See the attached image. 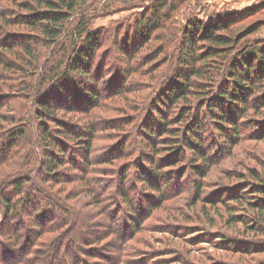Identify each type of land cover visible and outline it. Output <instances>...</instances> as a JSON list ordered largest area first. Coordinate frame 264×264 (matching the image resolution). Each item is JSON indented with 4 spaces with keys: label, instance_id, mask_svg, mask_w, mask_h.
I'll list each match as a JSON object with an SVG mask.
<instances>
[{
    "label": "rangeland",
    "instance_id": "374dc122",
    "mask_svg": "<svg viewBox=\"0 0 264 264\" xmlns=\"http://www.w3.org/2000/svg\"><path fill=\"white\" fill-rule=\"evenodd\" d=\"M161 1L91 0L73 18L71 25L77 17H84L85 23L102 40L95 47L96 64H99L101 74L97 81L103 76L95 86L100 100L96 105H89L95 107L83 108L80 98L84 97L77 91H73L74 96L68 99L72 91L61 90L58 84L43 85L44 81L39 79L43 77L39 76L42 71L36 73L28 67L17 66V73H5L7 89L0 92V148L10 146L8 138L16 132H22L24 138L15 147L14 161L0 168V187L4 189L8 184L5 188L8 190L18 181L30 179L33 183L27 191L46 198L37 205L42 217L38 218L42 223L38 230L43 235L38 243H34L27 261L22 264H264V255L241 253L240 248L223 245L222 241L226 239L217 238L227 235L238 237V240H251L253 227L244 232L240 223L250 219L247 213L242 212L243 206L232 204L228 209L219 204L213 211L210 204L204 203L207 199L218 201L224 191L227 194L232 189L228 184L242 183L241 175L249 174V169H261L258 163L264 162V140L245 139L240 145L230 146L228 156L217 164H211L210 171L206 173L210 164L207 162L205 165L203 160L195 162L190 168L189 159L194 155L189 152L190 156L184 163L181 161L172 167L152 164L148 159L152 154L151 148L146 147L152 141L144 133L153 119L169 122L170 127L178 131L182 143L186 127L191 123L190 120L186 126V123L173 121L180 114L178 106L171 108L168 121L154 111L164 84L172 82L177 65L174 58L179 56L187 25L197 20L210 23L222 15L231 20L245 15L246 20L223 34L243 37L242 30L260 22L262 27L258 33L264 37V9L248 13L264 0H163L167 3L163 19L158 27L150 29V37H153L140 49L136 32L139 19ZM6 5L2 3L1 7ZM6 26H0V32L8 30L19 36L18 32L28 31L23 27ZM0 46V51L5 50L3 45ZM43 46L33 51L39 58V69L47 61L56 60L61 55V51L54 53ZM15 52L24 56L21 48ZM37 82L40 88L36 87L34 91ZM24 86L32 88L24 89ZM52 93L60 99L54 102L60 109H51L55 120L78 130V133L92 129L94 134L92 165L88 167L81 163L78 167H71L73 161L65 155L63 158L67 165L59 174L58 182L61 180V183L50 176L51 181L44 179L45 172L41 174L40 170V160L46 150L48 153L52 149L41 135L43 126L38 102L41 95ZM70 108L77 111L70 112ZM192 115L194 117V113ZM47 125L55 132V122ZM208 129L214 130L211 126ZM154 130L157 132L154 137L168 139L164 132L158 133L157 128ZM250 131L258 136L255 131ZM84 137L89 138L87 135ZM60 139L62 145L77 146L76 142ZM166 154L157 156L158 163L163 164L168 159L170 155ZM215 155L216 152L211 157ZM202 165L208 167L203 173L207 175L205 178L201 175L194 177V180L203 179L206 185L201 193L203 199H200L197 198L199 195L194 183L188 178L191 172L196 171L195 168ZM144 169L153 173L151 179L156 173H169L174 176L173 182L162 191H155L151 180L143 181L140 172ZM75 173L77 176L73 177ZM78 177H84L83 181L75 182ZM123 177L124 186L129 191V203L121 198ZM15 192H9L12 194L8 193V199L16 200ZM151 198H155L157 203L148 208ZM235 217L239 219L236 220L239 223L236 227L232 226L234 223H229ZM136 218L138 224L134 221ZM33 223V208H21L13 217L8 214L0 197V264L14 261L11 258L7 259L8 263L4 262L6 255L15 254L11 251H16L17 245L10 239L17 238V227L23 233L27 229L32 232ZM7 250L9 253H6Z\"/></svg>",
    "mask_w": 264,
    "mask_h": 264
},
{
    "label": "trees",
    "instance_id": "16d2710c",
    "mask_svg": "<svg viewBox=\"0 0 264 264\" xmlns=\"http://www.w3.org/2000/svg\"><path fill=\"white\" fill-rule=\"evenodd\" d=\"M89 1L91 0H0V22L7 25L6 27H23L28 30L27 32H18L19 36H15L8 30L0 32V36H2L0 45H3L5 49L0 51V67L3 68L0 70L1 93L7 89L4 80L5 73L12 75L10 73L18 72L17 66H23L36 73L42 71V75L39 76L43 77L39 79L44 81L43 85L58 84L57 86L61 90L65 88L68 92L72 91L69 92L68 99H72L74 96L73 91L81 93V97L84 99L80 98V105L83 108L95 107L94 105L100 100L95 86L103 79L102 76L99 82L97 81L101 74L98 70L99 64H96L95 47L102 40L98 39L96 31L85 23L84 17H77V21L71 25L73 18ZM2 3L8 5L1 7ZM166 5L167 3L165 4L162 0L151 12H145L144 16L139 19L136 32L138 40L140 39V49L148 40L152 39L153 35L150 37L151 34H149L150 29H155L161 23L163 10L167 8ZM261 9H264V3L248 10V13L254 14ZM246 19L245 15L232 20L228 16L222 15L210 23L205 24L197 20L187 25L182 37L179 56L177 59L174 58L177 65L172 82L168 85L164 84V90L156 100L154 111L161 115L162 119L168 121L171 108L178 106L180 114H177L178 117H175L173 121L186 123V126L190 120L191 123L186 127L181 143L178 131L172 129L169 122L151 120L150 126L144 133L152 141L146 146L151 148L152 154H149L148 159L152 164L161 167L171 165L165 167H172L178 162L183 161L184 163L190 156L187 154L189 152L194 155L189 159L190 168L195 162L203 160L205 165L207 162L210 164L209 168L207 167V173L213 164H217L228 156L230 146L240 145L245 139L264 140V37L258 33L262 25L260 22H256L248 26L242 30L243 33L241 32L243 37L223 34L224 31ZM3 25L0 23L1 27ZM22 33L28 35L23 36ZM255 34L257 36H253ZM40 45L53 50L54 53L61 51L58 59L47 61L41 69L38 64L39 58L34 53L38 51L36 47H40ZM18 48L23 50L24 56L15 52ZM104 82L105 80H103ZM39 85V82L35 84L34 91L36 87L40 88ZM28 88H32V86H24V89ZM56 101H60V99L55 93H52L41 95L38 102V108H40L38 112L43 126L41 135L45 143L52 149L48 153L46 150V154L40 160V170L41 174L45 172L43 173L44 179L52 177L55 182L61 183V180L58 182L59 174L62 173V168L67 165L66 159L63 157L65 155L71 157L70 160L73 161L71 167L81 165V163L87 164L89 167L93 163H90V160L94 156L92 153L95 146L93 145L92 129H85L84 132L78 133V130L61 125L58 120H55L56 117L52 110L60 109L54 105ZM92 103L94 105L89 106ZM67 105L70 104L67 103ZM68 111L76 112L77 109L70 108ZM53 122L56 124L55 132H52L47 125V123ZM208 126L214 130H207ZM155 128L158 133L164 132V136L166 135L165 137L168 139L154 137V134H157ZM250 130L255 131L258 136L251 134ZM85 135L89 138L84 137ZM23 138L22 132H16L8 138L10 146L3 145L0 148V168L4 166L3 164L7 163L6 165H8L14 161L17 153L15 147L19 146L18 142ZM60 138L68 142H76L77 146L72 148V145H62ZM56 152H59L60 155ZM164 152L170 156L164 160L163 164H160L156 159L159 154ZM215 152L216 155L211 157V154ZM258 167L261 169H249L247 175L243 173L241 175L242 183L237 181L228 184L232 189L228 190L227 194L224 191L218 201L212 199L204 201L205 204H210L213 211L219 204L225 205V208L228 209L232 204L243 206L242 212L247 213L250 219L248 222L240 221V223L243 224L244 232L250 231L253 227V231H250L251 240H238V237L227 235H220L217 238L226 239L222 241L223 245L240 248L241 253L247 255H264V239H261V237L264 238V162H259ZM207 168L204 165L195 168L196 171L191 172V176L188 178V181L194 183V188L199 195L197 198L200 199H203L201 193L204 192L206 185L203 179L194 180V177L201 175L205 178L207 174L203 173ZM140 174L144 182L151 180L155 187L153 189L159 192L169 187L174 179L173 175L170 176L169 173L163 172L156 173L155 178L151 179L150 175L153 173L146 169L142 170ZM76 176L77 173L73 177ZM83 178L78 177L74 181H83ZM124 179L125 177L122 179L121 198L129 203V191L124 186ZM32 183L33 181L30 179L18 181L14 187L11 186L8 189L9 191L5 189L9 186L8 184L4 186V189L0 187V197L10 216L15 217L21 208H33L34 223L31 227L33 231L30 232L27 229L23 233L21 228L17 227L15 233L18 235L17 238L10 239L17 245L16 251H11L15 254L9 253L7 250L6 253L9 255H6L4 262L8 263L7 259L11 258H14V261L8 264L25 263L32 252L34 243H38L43 235V232L38 230L39 224L42 225L38 218L42 219V217L41 209L37 205L40 203L39 201L46 200V198L43 195L39 197L33 191H27L30 190ZM12 190L16 191L14 193L17 194L16 200L8 199L9 194H12L9 192ZM156 203V199L151 198L148 208H153ZM54 205L59 208L56 202ZM147 211L148 209L145 210V212ZM236 220H239L238 217L232 218L229 223H234L232 226L236 227L239 224ZM134 221L138 224V218ZM122 223L127 225L126 222ZM3 248L6 250L5 247Z\"/></svg>",
    "mask_w": 264,
    "mask_h": 264
}]
</instances>
